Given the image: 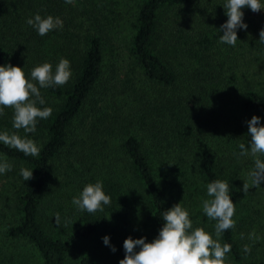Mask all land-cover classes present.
<instances>
[{"label": "trees", "instance_id": "1", "mask_svg": "<svg viewBox=\"0 0 264 264\" xmlns=\"http://www.w3.org/2000/svg\"><path fill=\"white\" fill-rule=\"evenodd\" d=\"M225 3L0 0V66L30 78L34 67L55 70L65 58L72 72L63 86L40 89L45 103L37 106L52 111L35 132L13 128L12 108L0 115V133L40 148L25 156L0 142V160L12 165L0 174V264H119L123 241L151 242L163 211L181 202L193 228L215 238L199 203L217 179L235 204V227L220 238L231 245L229 264H264V223L255 230L264 202L249 205L257 187L242 188L254 160L239 155L251 139L247 121L255 115L264 126V9H242L247 28L236 30L233 47L220 42ZM36 14L63 27L41 36L26 23ZM98 180L111 203L77 210L73 197Z\"/></svg>", "mask_w": 264, "mask_h": 264}, {"label": "clouds", "instance_id": "2", "mask_svg": "<svg viewBox=\"0 0 264 264\" xmlns=\"http://www.w3.org/2000/svg\"><path fill=\"white\" fill-rule=\"evenodd\" d=\"M73 0H65L72 3ZM249 8L252 12L264 9L261 0H226L223 8L228 17L220 26L222 31L220 42L235 46L238 40L237 29H246L243 22V8ZM41 36L48 32L63 27L59 17L51 15L41 17L36 14L26 20ZM259 40L264 43V29L259 32ZM70 62L61 58L53 70L52 64L44 62L34 67L30 78L26 77L23 68L6 64L0 66V115L4 114V108L13 109V128L23 129L24 132L33 133L36 130L38 119H47L51 115V108H40L45 101L41 97V88L63 86L71 78ZM248 134L251 139L248 146L239 145L240 156H251L254 167L247 173L248 181L243 182L242 191L247 193L250 187H259L264 182V126L260 125V117L253 115L249 121ZM0 142L15 148L25 156H38L40 148L34 140L18 135L0 133ZM12 165L7 159L0 160V174L11 171ZM21 175L25 181L32 178V170L21 169ZM207 195L210 199L202 200V211L206 217L215 221V238L203 227L193 228L189 211L177 203L162 213L163 226L159 234L151 242L141 237L133 239L128 237L123 241L124 258L119 264H229L227 254L231 251V245L221 243L222 234L235 227V204L229 194V184L225 180H213L207 185ZM72 203L77 210L95 213L103 211L104 205L111 203V198L103 191L102 181L89 183L84 186L78 197H73ZM55 223L60 224L59 214L55 216ZM243 238V234H241ZM250 239L259 240L253 231ZM105 245H109V237L102 238ZM139 251H136V248ZM115 252V248H112ZM244 252L250 253L251 248L244 246Z\"/></svg>", "mask_w": 264, "mask_h": 264}, {"label": "rangeland", "instance_id": "3", "mask_svg": "<svg viewBox=\"0 0 264 264\" xmlns=\"http://www.w3.org/2000/svg\"><path fill=\"white\" fill-rule=\"evenodd\" d=\"M261 202H264V182L261 183V185L259 187H257L256 190V194L252 195V199L249 201V205L250 204H254L256 206V203H259V205L261 206ZM182 203V202H181ZM202 206L201 203H199V207ZM264 223V210H261V216L258 222L259 228L256 227V231H261V225ZM257 225V226H258ZM6 253V251L2 248H0V257H2V255H4Z\"/></svg>", "mask_w": 264, "mask_h": 264}]
</instances>
